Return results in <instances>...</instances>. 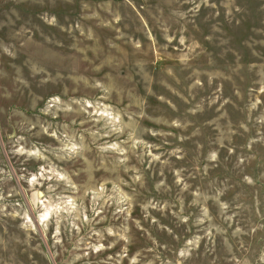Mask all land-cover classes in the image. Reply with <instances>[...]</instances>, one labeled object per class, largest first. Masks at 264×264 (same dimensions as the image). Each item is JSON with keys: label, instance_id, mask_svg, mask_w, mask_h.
<instances>
[{"label": "rangeland", "instance_id": "obj_1", "mask_svg": "<svg viewBox=\"0 0 264 264\" xmlns=\"http://www.w3.org/2000/svg\"><path fill=\"white\" fill-rule=\"evenodd\" d=\"M0 264H264V0H0Z\"/></svg>", "mask_w": 264, "mask_h": 264}]
</instances>
